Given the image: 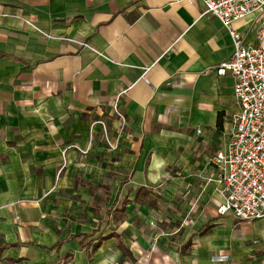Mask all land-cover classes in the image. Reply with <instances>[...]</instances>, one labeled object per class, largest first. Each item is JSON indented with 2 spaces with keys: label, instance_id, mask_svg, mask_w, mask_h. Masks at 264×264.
Here are the masks:
<instances>
[{
  "label": "crops",
  "instance_id": "0c3cea01",
  "mask_svg": "<svg viewBox=\"0 0 264 264\" xmlns=\"http://www.w3.org/2000/svg\"><path fill=\"white\" fill-rule=\"evenodd\" d=\"M202 8L0 0V264H264V216L220 214L206 183L239 107L215 70L230 36ZM257 22L233 27L254 42ZM112 232L131 258L114 236L92 252Z\"/></svg>",
  "mask_w": 264,
  "mask_h": 264
},
{
  "label": "built area",
  "instance_id": "2783aa9c",
  "mask_svg": "<svg viewBox=\"0 0 264 264\" xmlns=\"http://www.w3.org/2000/svg\"><path fill=\"white\" fill-rule=\"evenodd\" d=\"M177 1V0H176ZM193 2L195 0H188ZM201 15L216 17L230 36L233 52L220 61L218 75L233 77V93L239 110L232 116V128L222 148L207 158L222 201L217 211L230 213L239 221H252L264 216V0H201ZM251 14L258 15L254 42H249L233 27V22ZM118 120V133L111 137L106 121L103 140L110 150L116 149L127 124L125 114L112 104ZM201 133V129H196ZM87 150H81L85 153Z\"/></svg>",
  "mask_w": 264,
  "mask_h": 264
},
{
  "label": "trees",
  "instance_id": "16d2710c",
  "mask_svg": "<svg viewBox=\"0 0 264 264\" xmlns=\"http://www.w3.org/2000/svg\"><path fill=\"white\" fill-rule=\"evenodd\" d=\"M221 121L219 120L218 121V128L220 129L221 128ZM145 188H139L136 192H135V195H134V200H137L138 199V197L140 196V195H145ZM125 201H127V200H124V202L123 203H125ZM123 206L121 207V209L119 210H117L119 213H123ZM93 234V233H92ZM79 237H81L82 238V241H83V239H86V238H88V237H90L91 236V234H80V235H78ZM116 237L117 238V245H118V247L121 249V251H122V255L125 257H129V258H131V253H130V251H129V249L121 242V240H119V236L117 235V234H115L114 232H112V233H110V234H108V235H106V236H103V237H101V238H99L94 244H93V246H92V252H94V251H96V249L99 247V245H100V243H101V240H103V239H105V238H110V237ZM66 257H70V255H67Z\"/></svg>",
  "mask_w": 264,
  "mask_h": 264
},
{
  "label": "rangeland",
  "instance_id": "374dc122",
  "mask_svg": "<svg viewBox=\"0 0 264 264\" xmlns=\"http://www.w3.org/2000/svg\"><path fill=\"white\" fill-rule=\"evenodd\" d=\"M105 146H106V144H105ZM107 147V146H106Z\"/></svg>",
  "mask_w": 264,
  "mask_h": 264
}]
</instances>
